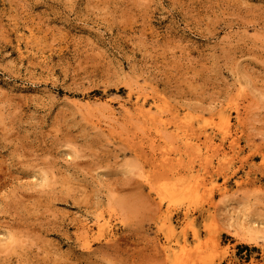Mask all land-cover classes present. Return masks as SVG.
I'll return each mask as SVG.
<instances>
[{"label": "rangeland", "instance_id": "obj_1", "mask_svg": "<svg viewBox=\"0 0 264 264\" xmlns=\"http://www.w3.org/2000/svg\"><path fill=\"white\" fill-rule=\"evenodd\" d=\"M0 264H264V0H0Z\"/></svg>", "mask_w": 264, "mask_h": 264}, {"label": "bare ground", "instance_id": "obj_2", "mask_svg": "<svg viewBox=\"0 0 264 264\" xmlns=\"http://www.w3.org/2000/svg\"><path fill=\"white\" fill-rule=\"evenodd\" d=\"M139 101V100H138ZM159 102V101H158ZM145 103L144 104H142V106H140L141 107V109H138V111L139 110H142V112L143 111H145L146 109H145ZM160 106L161 105H159L158 103H157V101L156 102H154V106H153V104L151 105V110H153L152 109V107H154V108H156V110L157 111H155V110H153V112L152 113H157V112H159V110H160ZM167 106V105H166ZM145 109V110H144ZM150 110V111H151ZM222 110V109H221ZM225 110V109H224ZM229 110V109H228ZM147 111H149V109L147 110ZM162 111H164V109H162ZM178 111V110H177ZM231 111V110H230ZM166 112V110L163 112V113H165ZM237 112L239 113V111L237 110ZM173 113H175V112H173ZM241 113V112H240ZM239 113V114H240ZM142 114H144V113H142ZM160 114V113H159ZM175 114H177V113H175ZM238 114V115H239ZM147 115H149V114H147ZM150 115H152V114H150ZM160 115H162V114H160ZM160 115L158 116V117H156V118H154V117H152V118H154V119H158L157 120V122L158 121H160V120H162V119H160L159 120V118H160ZM178 115V114H177ZM153 116V115H152ZM163 117H165L164 115H162ZM220 117H221V123H222V125H220V126H218L219 128L218 129H221L222 127L224 128H229L231 125H230V116H231V114L230 113H226V112H223L222 111V114L221 115H219ZM148 117V116H147ZM151 117V116H150ZM150 117H148V118H150ZM179 117V116H178ZM166 118V117H165ZM182 118V117H181ZM180 118V119H181ZM153 119V120H154ZM143 121V120H142ZM151 121V120H150ZM182 121V120H181ZM161 122V121H160ZM180 122V121H179ZM184 122V121H183ZM182 122V123H183ZM219 122V123H220ZM162 123V122H161ZM166 123V122H165ZM189 123H190V121H189ZM192 123V122H191ZM148 124V123H147ZM179 124H181V123H179ZM184 124V123H183ZM187 124V123H186ZM217 124V123H216ZM164 125V124H163ZM167 125V124H166ZM185 125V124H184ZM189 125V124H188ZM193 125V124H192ZM218 125V124H217ZM230 125V126H229ZM148 126V125H147ZM165 126V125H164ZM187 126V125H186ZM184 127V126H183ZM188 127V126H187ZM189 127H191V126H189ZM221 127V128H220ZM151 128V127H150ZM161 128V127H160ZM159 128V129H160ZM192 128V127H191ZM193 129H194V127H193ZM230 129V128H229ZM221 131V130H220ZM223 131V130H222ZM227 131V130H226ZM225 131V132H226ZM230 131V130H229ZM163 132V131H162ZM225 132H223L224 134H225ZM228 132V131H227ZM229 133V132H228ZM176 134V133H175ZM228 134L226 133V136H227ZM222 136V135H221ZM184 137V136H183ZM190 138V137H189ZM212 138V137H211ZM224 138H226V137H224ZM188 139V138H187ZM191 139V138H190ZM208 139V138H207ZM213 139V138H212ZM185 140V139H184ZM236 140V139H235ZM195 141V140H194ZM209 141V140H208ZM210 142H211V140H210ZM213 142V141H212ZM211 142V143H212ZM234 143H236L235 141L232 143V144H234ZM186 144V143H185ZM190 144H193V143H190ZM196 144V143H195ZM199 144V143H198ZM238 144V143H237ZM235 145V144H234ZM190 147L191 146H194V145H189ZM197 148V147H196ZM204 153V152H203ZM202 153V154H203ZM209 155V154H208ZM200 156V155H199ZM204 156V155H203ZM165 157V156H164ZM201 157V156H200ZM205 157V156H204ZM209 157V156H208ZM202 159V158H201ZM200 159V160H201ZM163 163V162H162ZM201 183V182H200ZM182 184H184V183H182ZM187 184H189V183H187ZM198 184V183H197ZM196 184V185H197ZM191 186H193V184L191 185ZM190 185H188V186H186V185H184V187L182 186V185H180V183L179 184H168V185H165V186H160V187H162V188H160L159 189V191H158V196H159V201H160V203H162L164 200H168V202H170V203H175V202H177L178 200H180L184 195H186L188 192H192V191H194V189H196V188H194L195 186H193V188L191 187ZM198 187H200V184L198 185ZM199 189V188H198ZM193 193V192H192ZM167 202V203H168ZM170 206V205H169ZM170 208V207H169ZM104 219V218H103ZM109 222L110 221H108V220H105L104 219V221H102V220H98V223H97V228H98V230H101V229H103L104 227H107V225L109 224ZM110 226V225H109ZM110 232V231H109ZM85 234V236H84V239L86 240V242H87V244L88 245H90V243H91V236H92V229L91 230H85V232H84ZM199 234V233H198ZM109 236V235H108ZM94 241V240H93ZM170 248V245L169 246H167V249H169Z\"/></svg>", "mask_w": 264, "mask_h": 264}]
</instances>
